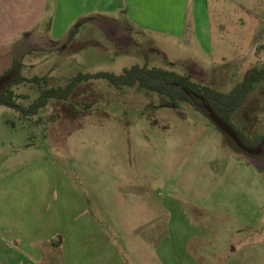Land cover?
Here are the masks:
<instances>
[{"label":"rangeland","instance_id":"obj_1","mask_svg":"<svg viewBox=\"0 0 264 264\" xmlns=\"http://www.w3.org/2000/svg\"><path fill=\"white\" fill-rule=\"evenodd\" d=\"M189 19L171 37L126 12L98 15L64 50L68 37L24 32L13 58H0V78L15 60L49 88L140 66L229 94L263 68L264 0H193ZM81 89V106L52 103L28 119L0 105V216L25 206L45 264H264L263 156L233 150L190 106L156 108L158 95L105 81ZM15 91L23 106L40 96L34 84ZM233 124L251 141L264 137V81Z\"/></svg>","mask_w":264,"mask_h":264},{"label":"crops","instance_id":"obj_2","mask_svg":"<svg viewBox=\"0 0 264 264\" xmlns=\"http://www.w3.org/2000/svg\"><path fill=\"white\" fill-rule=\"evenodd\" d=\"M192 1L0 0V58H13L15 54L10 47L16 44L20 34L24 32L36 30L51 35L54 41L66 42L68 32L82 17H95L96 20L90 22L93 24L98 22V15L118 12H126L131 22L140 28L166 36L182 37L189 28ZM12 29L19 33H15L16 35L8 40L6 30ZM65 44L59 49L64 50ZM9 205L10 203H7L5 209ZM21 207L22 212L19 214H15L11 207L9 213L0 216V253L3 254L0 256V264H45L42 248L35 246L40 235L37 229H34V217L29 215L25 206ZM37 220L41 219L37 217ZM11 253L16 254V257Z\"/></svg>","mask_w":264,"mask_h":264},{"label":"trees","instance_id":"obj_3","mask_svg":"<svg viewBox=\"0 0 264 264\" xmlns=\"http://www.w3.org/2000/svg\"><path fill=\"white\" fill-rule=\"evenodd\" d=\"M95 20V17L81 19L70 30L68 41L64 45V48H67L69 44L74 42L88 23ZM23 68L24 64L19 60H15L12 68L5 75H12L11 81L0 89V105L15 111L22 118L36 117L52 103H70L81 106L80 99L83 94H86L83 93L82 86L93 81H105L117 90L132 89L158 95L160 102L156 108L177 110L181 105H187L209 118L203 102L199 99L203 98L206 104L211 106L216 114L234 129L246 146L255 149L264 142V137L255 141L249 140L233 124L234 115L242 108L243 103L249 95L264 81V66L261 69L255 68L249 71L243 82L238 84L229 94H224L211 86L196 83L190 76L180 75L162 68L134 66L126 69L121 75L107 72L80 74L72 79L64 88H49L48 78L35 77L28 79L23 75ZM26 84L37 85L40 89V96L29 106H23L19 103L20 97L15 91V88ZM99 100V98H96L93 102L86 105L90 108L92 105L98 104ZM222 134L226 136L233 150L244 153L231 138L223 132ZM259 156L264 157V146Z\"/></svg>","mask_w":264,"mask_h":264},{"label":"water","instance_id":"obj_4","mask_svg":"<svg viewBox=\"0 0 264 264\" xmlns=\"http://www.w3.org/2000/svg\"><path fill=\"white\" fill-rule=\"evenodd\" d=\"M12 79V75H8V76H5V77H2L0 79V89L5 85L7 84L8 82H10ZM190 94V93H189ZM198 97V96H196ZM203 104H204V107L206 109V111L208 112L209 114V118L210 120L224 133L226 134L229 138H231L235 144L237 145V147L244 153H246L247 155H250V156H259L261 155L262 151H263V146H264V142L258 147V148H255V149H252L248 146H246L242 140L240 139V137L238 136V134L234 131V129L229 125L227 124L223 119H221L217 114L216 112L211 108V106H209L208 104H206V102L204 101L203 98H199Z\"/></svg>","mask_w":264,"mask_h":264}]
</instances>
